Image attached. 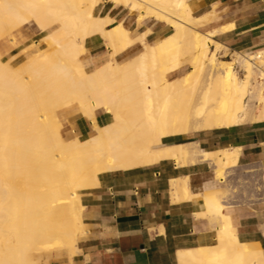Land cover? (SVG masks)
<instances>
[{
  "label": "bare ground",
  "instance_id": "bare-ground-1",
  "mask_svg": "<svg viewBox=\"0 0 264 264\" xmlns=\"http://www.w3.org/2000/svg\"><path fill=\"white\" fill-rule=\"evenodd\" d=\"M103 1L0 0V42L28 24L43 34V47L23 48L16 67L0 57V264L73 256L84 232L79 193L96 187L100 174L207 163L223 186L238 148L210 152L194 142L165 143L264 122V71L252 55H221L227 49L216 31L198 30L212 14L193 17L188 0H105L136 13L137 23L152 18L171 29L151 45L148 31L131 38L122 24L94 15ZM93 36L105 41L110 60L87 73L80 57ZM136 43L140 54L115 62ZM72 107L90 123V138L63 140L56 110ZM98 112L110 121L100 125ZM187 180L170 181L171 202L197 197ZM224 194L203 193V212L193 215L221 222L216 244L177 252L178 264H264L255 245L238 241Z\"/></svg>",
  "mask_w": 264,
  "mask_h": 264
},
{
  "label": "crops",
  "instance_id": "crops-1",
  "mask_svg": "<svg viewBox=\"0 0 264 264\" xmlns=\"http://www.w3.org/2000/svg\"><path fill=\"white\" fill-rule=\"evenodd\" d=\"M187 4L195 18L212 14L211 21L198 30L202 33L215 30V40L230 54L264 50V0H188ZM93 13L113 19V25L122 24L131 38L148 31L147 44H155L171 33L168 26L152 18L137 23L136 13L113 7L105 0ZM30 26L33 25L28 24L17 31ZM84 50L86 52L80 58L83 68L87 72L85 67H94L87 73L110 60L106 43L99 36L87 38ZM141 52L142 46L136 43L118 54L115 62L123 64ZM62 113L78 116L70 120L65 136L79 140L93 136L90 123L76 108L62 110ZM186 142H194L210 152L238 148L237 166L232 173L238 175L243 170L256 169L261 179L264 122L191 134L165 144ZM184 177L188 178L190 193L197 197L171 202L170 181ZM220 189L221 185L207 163L181 168L173 162H161L129 171L100 174L96 187L79 193L84 232L77 238V252L69 258L67 255L52 257L46 264H178L177 252L216 244L215 236L221 222L193 215L203 212V193ZM225 203L238 241L255 245L264 259V184L258 196L248 192L244 198L239 191Z\"/></svg>",
  "mask_w": 264,
  "mask_h": 264
},
{
  "label": "rangeland",
  "instance_id": "rangeland-1",
  "mask_svg": "<svg viewBox=\"0 0 264 264\" xmlns=\"http://www.w3.org/2000/svg\"><path fill=\"white\" fill-rule=\"evenodd\" d=\"M42 36H43V34L38 32V30L34 26H30V28L25 27V28L21 29L20 31L12 32V34L8 35L2 42H0L1 60L2 61H9L11 67H13V68L16 67L17 63L22 62L25 59L24 56L21 55V52H20L23 48H27L28 46H31L32 44H37V46L34 47V49H39V48L43 47ZM17 52L20 54H18ZM85 52H86V50H85ZM85 52H84V54H85ZM241 54H243V53H241ZM221 55H225L229 59L231 57L230 56L231 54L228 50H225V51L223 50L221 52ZM233 55H235V54H233ZM82 57H83V55L80 58H82ZM10 58L11 59L13 58V59L11 60ZM228 58H225L224 60H229ZM95 67H97V66H95ZM85 68H86L87 72H89L94 67L90 66V67H85ZM187 69L188 68H186L184 71L180 72V75L183 72H186ZM238 75H240V74H238ZM169 79H171V78H169ZM4 99L6 100L8 98L5 96ZM56 114H57V118L61 124V134H62L63 140L68 141L69 139H72V138L65 136V132L67 130V127L69 125L70 120L73 119L74 117H78V116L64 115L61 110H56ZM96 117L98 118L100 125H104L110 121V117L106 116L102 112L96 113ZM80 140H83V139H80ZM230 174H232V170H231ZM230 174H228V176ZM240 174L241 175H239V177L237 179V183L232 188H231V186H229V184H225V183L222 186L223 188L221 187L220 190H222V191H223V189L225 190V194H224V198H225L224 201L225 202L228 199H233L235 197V195L238 194L239 191L242 192L244 198H246V194L248 192L251 194L253 192H256L255 188L257 186H253L252 181L249 180L251 178V176L249 178H246V177L243 178L242 172ZM232 191H233V193H232ZM251 199H252V197H251ZM52 257H54V256H52ZM52 257H49V258L42 257V258H40V260L37 261V264H39V263L40 264H46L47 261Z\"/></svg>",
  "mask_w": 264,
  "mask_h": 264
},
{
  "label": "built area",
  "instance_id": "built-area-1",
  "mask_svg": "<svg viewBox=\"0 0 264 264\" xmlns=\"http://www.w3.org/2000/svg\"><path fill=\"white\" fill-rule=\"evenodd\" d=\"M244 55H252L254 57L253 62H257L256 64H260L259 68L264 71V51L261 52V54H259V51L257 52H248L245 53ZM243 174V178H249L251 176V178L249 179L250 181H252L253 186H257L255 188L256 192H253L256 194V196H258L260 194V190H261V182L259 179V173L256 169H246L242 171ZM238 174L236 175L235 173L230 174L227 178H226V182L225 184H229V186H231V188L237 183V179L239 177ZM220 183V182H219ZM220 185L222 186V184L220 183Z\"/></svg>",
  "mask_w": 264,
  "mask_h": 264
}]
</instances>
